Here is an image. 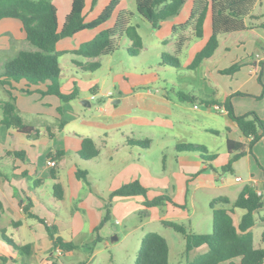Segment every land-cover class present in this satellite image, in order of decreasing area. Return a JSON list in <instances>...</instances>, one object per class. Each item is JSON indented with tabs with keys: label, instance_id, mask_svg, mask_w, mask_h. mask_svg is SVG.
<instances>
[{
	"label": "crops",
	"instance_id": "0c3cea01",
	"mask_svg": "<svg viewBox=\"0 0 264 264\" xmlns=\"http://www.w3.org/2000/svg\"><path fill=\"white\" fill-rule=\"evenodd\" d=\"M125 4L126 0H121L111 17L97 27L83 29L56 43V49L65 52L62 55L72 56L69 60L72 66L67 69V72L63 70L59 61L60 90L63 93H69L76 85L80 93L78 97L61 102L55 95L42 94L41 91L46 89L48 82L29 87L25 80L12 82L6 87L0 84L4 91L0 96V101L9 100L11 93L15 98L17 112L23 123L32 127L30 133L21 132L13 126L7 127L1 122L2 111L0 109V200L2 203L0 234L3 233L11 238L19 246L29 245L31 247L30 253H20L0 237V255L9 257L8 264H51V262L56 264L55 259H60L54 251L50 252L52 243L44 223L27 215L24 210L27 204L28 212L42 218L48 225L55 226L57 234L65 241H71L78 247L89 249L93 241L87 242L86 234H93L100 223L103 214V199L107 198L112 190L133 180H138L147 189L146 196H115L112 199L111 210L115 213L121 211L128 214L144 209L140 212V223L124 234L126 238L134 235L135 255L141 237L149 231L158 232L165 237L169 249L168 264H186L187 257L193 258L205 252L207 248L201 246L191 250L188 254L185 253L183 235L181 234V237L176 239L175 235L164 229L168 232V237L173 240V251L171 242L164 231L151 227L170 228L162 223L163 220H170L185 225L186 229L191 232L210 233L212 230L210 201L218 196H226L232 202L244 185L253 186L257 193L261 194L262 206L254 211L255 222L251 227V232L253 246L264 248V172L260 168V165L264 167V137L252 146V153L247 152L234 162L229 171L231 174L224 175L225 172H221L220 167L225 165L230 157L226 149V139L243 142L245 140L225 110L221 111L216 109L215 105L201 103L203 97H211L222 103L231 93L246 92L247 95L232 96L234 112L243 114L253 110L264 118V96L260 99L255 97L262 91V86L257 80L259 73L264 83L262 76L264 72V28L258 26L264 22V0H257L252 6L251 17L245 19L248 28L243 33L244 37L247 34L252 38L233 47L215 68L209 69L204 64L198 65L195 69L187 67L194 54L204 46L211 34L210 13L207 14L203 23V36L201 38L191 37L185 43L182 53L184 50L191 51L189 61L184 65L189 70L187 74L190 75V70H194L198 72V75L194 76L193 81L187 83V92H178L176 100L178 102L188 101L179 98V93L192 96L193 100L188 102L192 103L196 116L183 111V108L185 110L187 108L181 103H175L167 93H162L161 97L154 100V107L160 106V109H155L163 113L160 114L161 116L164 115L166 118L167 114H171L168 119L169 124H173L175 119L178 122L185 119L187 124L183 126V129L189 131L200 129L218 135L222 134L219 148L211 153L207 151L208 154L215 156L210 162H203L197 153L177 152L175 144L179 143L181 135L167 128L152 127L155 117L137 112L140 101H145L146 96L151 95L150 91L131 93L118 91L117 96L113 93L111 99L101 98L100 95L109 90L102 88L101 83L93 75L95 70L89 71L86 67L91 61L100 62L104 55L86 58L70 52L77 49L81 43L92 39L99 31L112 27L119 12L129 11L132 15L133 10L125 7ZM92 9L91 0H85L83 9L85 21L97 16L87 18V14ZM2 20H5L7 26H4L0 32V37H6V45L1 46L0 50L10 48L12 40H20L24 37L21 23L18 20L4 18L0 21ZM185 20L186 18L178 23ZM109 22L111 25H108ZM58 25L59 27L62 25V23L59 24V20ZM14 30L19 32L18 36ZM200 40L201 44H199ZM162 43H170L174 51L172 36L162 40ZM259 44L262 45V53L254 51L256 45ZM0 56L3 54L0 53ZM77 56L84 59H79ZM236 61L244 63L239 70L233 74L220 72ZM65 65H68L67 60H65ZM91 88H94L92 93L98 95L97 100L89 99ZM23 89H29L30 93L24 92ZM83 90H87L89 96L85 95ZM83 99H87L90 105H82ZM77 100L83 107H90L91 101H95L99 104L100 114H85L75 105ZM124 103L129 106H125ZM167 104H176L175 112ZM100 106L103 110H100ZM58 107L61 109L60 113L57 110ZM197 116L202 120L198 121ZM214 116H218L221 120L215 119ZM190 118L198 122L199 126H195V122L189 124ZM59 119L65 121L61 127H59ZM49 133L52 135L49 136ZM84 137H90L94 141L99 149L97 156L90 159H82L79 156L78 151ZM131 139L147 140L149 144L147 146L129 144L127 141ZM159 144L162 146L160 153H162L163 161L167 154L170 157V162L167 161L161 173L156 170L152 160L153 154L150 153L152 148ZM57 150H62L63 155L53 159L55 166L48 165L47 162L51 159L48 155ZM16 152H21L22 155H17ZM77 169L87 172V182H85L87 187L77 178ZM52 173H54V178ZM236 177H240V180H236ZM48 182L52 183V191L44 187ZM54 183L60 186L57 192L62 194L61 198H57L54 193ZM159 195L168 196L172 202L166 201L162 205L150 207L142 204L146 198L152 199ZM199 205L203 206L201 210ZM227 206L229 207L230 204ZM159 207L162 212L165 209L164 214L159 215ZM188 209H190L189 212ZM236 209L240 208H235L231 214L234 225L239 223L244 213L243 209H241L242 212ZM146 225L148 228H145ZM83 236L86 238L83 239ZM96 237L98 240L101 239L99 232ZM177 240L178 244H176ZM97 244L98 242L94 244L91 254L86 259H78L74 264H94L97 254L102 251V247ZM107 246V243H104V247ZM72 252V250L67 251V253ZM173 252L181 261L173 257V262H171ZM233 261L237 262L239 258H234ZM133 262L134 260H131L132 264ZM219 264H229V261Z\"/></svg>",
	"mask_w": 264,
	"mask_h": 264
},
{
	"label": "trees",
	"instance_id": "16d2710c",
	"mask_svg": "<svg viewBox=\"0 0 264 264\" xmlns=\"http://www.w3.org/2000/svg\"><path fill=\"white\" fill-rule=\"evenodd\" d=\"M121 0H110L93 19L85 21L83 9L85 0H71L70 9L64 16L62 25L59 27L57 19V7L51 0H0V20L13 18L21 23L24 37L20 40H12L11 47L0 50V84L4 87L10 86L12 82L25 80L27 86L47 83L46 89L42 94L57 96L61 102L70 101L79 96V90L75 85L71 92L63 93L60 90L59 57L65 53L56 49V43L65 37L72 36L83 29L95 28L107 21ZM136 11L145 18L153 28H159L161 23L176 16L187 0H134ZM257 0H193L187 19L179 24L172 26V37L174 38L173 54L162 53V63L168 66L179 68L181 62L179 55L182 53L185 43L191 38H201L203 36V23L205 17L210 13L211 34L198 50L187 67L195 69L198 65L204 64L207 68H215L233 48L249 38L244 37L247 30L246 18L251 17V9ZM97 0H91V6ZM131 12L121 11L117 14L112 27L99 31L92 39L83 42L77 49L70 52L94 58L110 54L117 48L116 37L126 35L130 41L127 52L136 56L143 47L142 38L137 30V26L129 23ZM264 28V22L258 24ZM244 63L236 61L229 67L221 70L223 74H233ZM99 61H91L86 69L94 71L99 68ZM258 82L262 86V91L257 98L264 96V83L261 73L258 74ZM30 93L29 89H23ZM91 88L89 92H93ZM246 92L236 91L228 95L222 103L217 102L211 97H203L201 103L205 105H217L222 107L229 118L237 125L241 131L244 142L234 139H226V149L230 157L225 165L220 167L222 172L231 171L232 165L244 154L252 153V146L264 137V118L257 112L250 110L243 114H236L233 110L231 98L234 95H247ZM182 100L192 101L193 97L179 93ZM2 111L1 122L7 127H15L21 132L30 133L32 127L23 123L17 112L15 98L10 93V99L0 101ZM61 112L60 107L57 109ZM65 124L64 120L59 119V127ZM52 133H49L51 136ZM129 144L147 146L149 141L131 139ZM177 152L197 153L203 162H210L215 157L208 154L205 146L194 143H176ZM62 150L50 153L51 159H56L63 155ZM22 155L21 152H16ZM82 159H90L99 154V149L90 137L82 139L81 148L78 151ZM264 172V167L260 165ZM54 178V173H52ZM76 176L87 182V172L77 169ZM60 186L53 184L54 193L57 198L62 194L58 193ZM147 189L138 181L133 180L122 184L120 187L109 193L108 201L104 205L106 215L95 228L98 230L103 224L106 216L112 207L111 201L115 196H146ZM166 201L172 202L166 195H159L152 199H145V207L159 206ZM230 206L228 207L227 205ZM179 206V205H178ZM262 206L261 194L257 193L251 185H244L234 201H230L226 196L213 198L209 207L212 212V230L210 233H196L188 231L185 225L170 220H163V225L172 228L174 231L183 235L185 240V253L205 246L207 250L193 258L187 257L186 264H219L229 261V264H262L264 262V248H255L251 227L255 222L254 211ZM235 208L244 210L239 223L234 225L232 212ZM2 203L0 200V212ZM27 215L44 223L48 236L51 239L50 252L60 248L62 253L77 248L71 241H65L57 233V228L48 225L42 218L28 212V204L24 207ZM0 237L20 253H30L29 245H17L11 238L3 233ZM168 243L165 237L158 232H146L140 240L136 251L133 264H168ZM239 258V261H233ZM9 257L0 255V264H8ZM55 264V262H51Z\"/></svg>",
	"mask_w": 264,
	"mask_h": 264
},
{
	"label": "rangeland",
	"instance_id": "374dc122",
	"mask_svg": "<svg viewBox=\"0 0 264 264\" xmlns=\"http://www.w3.org/2000/svg\"><path fill=\"white\" fill-rule=\"evenodd\" d=\"M53 4L58 9V20L59 24L62 23L65 14L69 11L71 0H51ZM110 0H98L94 5L93 9L90 13L87 14V18H92L100 11L102 8L109 2ZM192 0H187L181 11L174 17L164 21L159 28H153L151 24L143 18L135 9V1L134 0H126L125 7L128 9L133 10L132 15L129 17V23L136 25L137 30L142 38L143 48L139 52L138 55L133 56L127 52V48L130 46V41L126 35H121L117 37L116 43L117 48L111 54H107L102 56L100 60V66L95 70L93 74L97 80L101 83V86L104 90H110L115 93L114 96H117V92L121 91L122 93H131L133 91H140V92H149L151 95H147L145 101H140L139 109L137 112L142 113V115L147 114L149 116L155 117L154 123H152V127L156 128H167L172 130L181 135L179 137V142L182 143H194L200 144L205 146L209 153L214 152L217 150L221 144L222 134L218 135L215 133H210L207 131H203L200 129L195 130H186L183 129V126L186 125L187 120H179L178 122L176 119L173 124L168 123L169 117L171 114H167L165 118L161 112L157 109H160V106L154 107V100L158 99L157 97H161L162 93H167L168 96L175 102L181 103L184 107L187 108L183 111L190 113L192 116H196L195 110L192 109V103L188 101H177V94L178 92H187L188 86L187 83L189 81H193L195 75H198V72H194V70H190V75L188 73V69L185 68V64L189 61V56L191 55L189 50H184V53L179 55V59L181 62V66L179 68H175L172 66H168L162 63V56L163 53H170L173 54V46L168 43H162V40L166 38H170L172 36V25L179 24L178 22L187 19L190 7H192ZM108 25H111L109 22ZM4 26L6 25L5 20L0 21V32L3 30ZM15 34L18 36L19 32L14 30ZM201 40L199 44H201ZM6 45V37H0V47ZM259 51L262 53V45H256L254 51ZM79 59H84L81 56H77ZM72 58L71 55H62L59 59L61 65L63 66L64 71H68L72 65L69 60ZM65 60L68 61V65H65ZM79 71V70H78ZM193 76V77H192ZM264 78V72L262 73ZM65 83V81H63ZM196 84V80H195ZM85 95H88L87 90H83ZM4 91L0 86V96ZM89 96V95H88ZM134 100V99H133ZM132 101V100H131ZM126 102V100H125ZM125 106H129L127 103H124ZM131 104V103H129ZM75 105L82 109V111L87 114H95L98 115L99 104L95 101H91L90 107H83L80 102L77 100ZM176 105V104H175ZM173 104H167L168 107L171 109L176 110V106ZM157 108V109H155ZM156 113V114H155ZM158 115V116H157ZM215 119L221 120L218 116H214ZM198 121L202 120L197 116L196 118ZM182 122V123H181ZM189 124L194 123L195 126H199V123L194 121L190 118L188 121ZM162 146L156 145L152 148L151 152L153 154L152 160L156 167V170L161 173L163 171L164 166L166 165L167 161L170 162V157L167 156L164 158L162 153H160V149ZM214 150V151H213ZM164 155L166 151L164 150ZM222 172V171H221ZM224 175H229L231 172L225 171ZM80 181L87 187V184L80 179ZM47 188L48 191H52V183L48 182L44 186ZM109 196V195H108ZM107 197V196H106ZM108 197L103 199V214L101 220L106 215V209L104 205L107 203ZM112 204V201H111ZM203 206L199 205V209L201 210ZM158 208L159 215L164 214ZM190 209L187 211L189 212ZM199 210V212H200ZM241 211V209H236ZM144 209L140 211H134L132 213L124 214L121 211L117 213L113 212L110 209V212L106 216L103 224L100 226L98 230H95L93 234L87 233L86 237L83 236V239L86 238L87 242H92L93 245H89L91 248L86 247H78L73 249L72 253L65 252L63 255L59 256L60 259H55L56 264H74L75 261L78 259H86L90 254L91 250L95 243L98 242L97 246L102 247V251L99 252L94 260V264H132L131 260L133 261L135 258L134 249L136 248V242L134 235L126 238L124 234L136 224H139V219L141 218L140 212H143ZM142 215V214H141ZM35 219V218H34ZM36 220V219H35ZM100 220V222H101ZM40 222V221H39ZM42 223V222H41ZM145 228H148L146 225ZM151 228H158L164 231L167 229L169 233L178 237H181V234L178 232H174L172 228H165V227H151ZM97 232H99V236L101 239L98 240L96 237ZM168 232L164 231V233L168 235ZM92 236H94L92 238ZM169 241L171 242L172 247V239L170 237ZM178 240L176 241V244ZM104 243H107V247H104ZM177 250V248H176ZM174 251V250H173ZM173 257H176L177 260L180 258L172 253L171 262H173ZM182 259V258H181ZM181 261V260H180ZM184 264V263H183Z\"/></svg>",
	"mask_w": 264,
	"mask_h": 264
},
{
	"label": "built area",
	"instance_id": "2783aa9c",
	"mask_svg": "<svg viewBox=\"0 0 264 264\" xmlns=\"http://www.w3.org/2000/svg\"><path fill=\"white\" fill-rule=\"evenodd\" d=\"M112 95H113V92L109 90L106 93L101 94L100 97L101 98H105V99H111ZM97 98H98V95L97 94L90 93V96H89V99L90 100H97ZM215 108L218 109V110L224 111V109L222 107H219L217 105H215ZM100 110H103V108L101 106H100ZM47 163L50 166H55V161L53 159H49ZM235 179L236 180H240V177H236ZM54 252H55V254L57 256H60L62 254V251H61L60 248H56Z\"/></svg>",
	"mask_w": 264,
	"mask_h": 264
},
{
	"label": "water",
	"instance_id": "95a60500",
	"mask_svg": "<svg viewBox=\"0 0 264 264\" xmlns=\"http://www.w3.org/2000/svg\"><path fill=\"white\" fill-rule=\"evenodd\" d=\"M115 102H118V101H115ZM81 103H82V105H87V106L90 105V103H89V101H88L87 99H83V100L81 101Z\"/></svg>",
	"mask_w": 264,
	"mask_h": 264
}]
</instances>
